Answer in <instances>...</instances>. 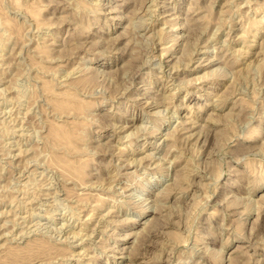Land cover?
<instances>
[{"label":"rangeland","instance_id":"374dc122","mask_svg":"<svg viewBox=\"0 0 264 264\" xmlns=\"http://www.w3.org/2000/svg\"><path fill=\"white\" fill-rule=\"evenodd\" d=\"M252 1L0 0V248L48 239L24 264H264V0ZM46 79L90 108L61 117ZM48 117L82 120L83 148L51 143Z\"/></svg>","mask_w":264,"mask_h":264},{"label":"bare ground","instance_id":"6f19581e","mask_svg":"<svg viewBox=\"0 0 264 264\" xmlns=\"http://www.w3.org/2000/svg\"><path fill=\"white\" fill-rule=\"evenodd\" d=\"M147 1V0H146ZM252 1V0H251ZM77 3H78V1H76ZM89 2V1H88ZM248 2V1H247ZM252 2H254V1H252ZM81 3V2H80ZM151 3V2H150ZM85 6V5H84ZM83 6V7H84ZM90 6H92V5H90ZM112 6V5H111ZM224 6V5H223ZM82 7V6H81ZM88 7V6H87ZM87 7H85L86 9H88ZM95 7V6H94ZM155 7V6H154ZM154 7H152V9L154 8ZM90 8V7H89ZM109 8H111V7H109ZM148 8V7H147ZM146 8V9H147ZM191 8H193V7H191ZM190 8V9H191ZM42 9V8H41ZM79 9V8H78ZM81 9V8H80ZM83 9V8H82ZM115 9V8H114ZM149 9V8H148ZM155 9V8H154ZM189 9V8H188ZM226 9V8H225ZM111 10V9H110ZM113 10V9H112ZM138 10H140V9H138ZM115 11V10H114ZM121 11V10H120ZM145 11V10H144ZM1 12V11H0ZM196 12V11H195ZM226 12V11H225ZM227 12H229V11H227ZM118 13V12H117ZM221 13V12H220ZM108 14V13H107ZM153 14V13H152ZM1 15V14H0ZM150 15V14H149ZM113 16H115V15H113ZM188 16V15H187ZM36 17V16H35ZM170 17V16H169ZM45 18V17H44ZM47 19H49L48 17H46ZM114 18V17H113ZM135 18V17H134ZM188 18V17H187ZM34 19V18H33ZM36 19V18H35ZM181 19V18H180ZM193 19V18H192ZM213 19V18H212ZM218 19V18H217ZM139 20V19H138ZM169 20V19H168ZM221 20V19H220ZM223 20V19H222ZM98 21V20H97ZM148 21V20H147ZM153 21V20H152ZM188 21H189V19H188ZM191 21V20H190ZM214 21V20H213ZM37 23H39L38 22V19H37V21H36ZM186 22V21H185ZM184 22V23H185ZM206 22H208V20L206 21ZM79 23V22H78ZM82 23V22H81ZM132 23V22H131ZM146 23V22H145ZM167 23V22H166ZM187 23V22H186ZM191 23H193V22H191ZM44 24V23H43ZM46 24H49L48 22H46ZM51 24V23H50ZM134 24V23H133ZM164 24V23H163ZM38 25V24H37ZM45 25V24H44ZM175 25V24H174ZM178 25V24H177ZM188 25V24H187ZM190 25V24H189ZM203 25V24H202ZM205 25H206V23H205ZM204 25V26H205ZM40 26V25H39ZM79 26V25H78ZM81 26V25H80ZM142 26V25H141ZM163 26V25H162ZM203 26V28H205ZM135 27V26H134ZM161 27V26H160ZM165 27V26H164ZM169 27V26H168ZM175 27V26H174ZM182 27V26H181ZM189 27V26H188ZM196 27V26H195ZM199 27V26H198ZM161 28H163V27H161ZM170 28H171V26H170ZM185 28H186V26H185ZM190 28V27H189ZM188 28V29H189ZM19 29V28H18ZM197 29V28H196ZM154 30V29H153ZM165 30V29H164ZM19 31V30H18ZM156 31H158V30H156ZM19 33V32H18ZM150 33H152V32H150ZM159 33H161V32H159ZM183 33V32H182ZM246 34H247V32H245ZM256 33V32H255ZM254 33V34H255ZM51 34V33H50ZM157 34V33H156ZM174 34V33H173ZM178 34V33H177ZM244 34V33H243ZM21 34L19 33V36H20ZM153 35V34H152ZM159 35V34H158ZM179 35V34H178ZM147 36V35H146ZM191 36V35H190ZM189 36V37H190ZM18 37V36H17ZM160 37V36H159ZM216 37V36H215ZM244 37V36H243ZM246 37H247V35H246ZM20 38V37H19ZM101 38V37H100ZM146 38V37H145ZM161 38V37H160ZM176 38V37H175ZM227 38V37H226ZM77 39V38H76ZM148 39V38H147ZM147 39H144V40H147ZM149 40V39H148ZM160 40V39H159ZM173 40V39H172ZM209 40V39H208ZM45 42H46V40H45ZM180 42V41H179ZM185 42V41H184ZM206 42H209V41H206ZM58 43V42H57ZM72 43V42H71ZM38 44V43H37ZM37 44H36V46H37ZM169 44V43H168ZM185 44V43H184ZM170 45V44H169ZM231 45V44H230ZM41 46H42V44H41ZM44 46V45H43ZM37 47L39 50H37V51H39L40 53H42V54H45V55H48L49 56V54H50V51H51V49H53V46H52V48H50V46H46V47ZM64 46V45H63ZM66 46V45H65ZM214 46V45H213ZM62 47V46H61ZM204 47V46H203ZM215 47V46H214ZM214 47H213V49H214ZM228 47V46H227ZM60 48V47H59ZM250 48V47H249ZM35 49V48H34ZM61 49V48H60ZM135 49H137V48H134V50ZM191 49V48H190ZM190 49H188L187 48V50H189L190 51ZM22 50V49H21ZM183 50H184V48H183ZM199 50V49H198ZM36 51V50H35ZM34 51V52H35ZM36 51V52H37ZM133 51V50H132ZM154 51V50H153ZM192 51V50H191ZM254 51V50H253ZM259 51V50H258ZM35 52V53H36ZM52 52H53V50H52ZM161 52V51H160ZM187 52V51H186ZM185 52V53H186ZM193 53H194V51H193ZM218 53V52H217ZM37 54V53H36ZM52 54V53H51ZM51 54H50V56H51ZM154 54V53H153ZM157 54V53H156ZM181 54V53H180ZM190 54H191V52H190ZM258 54H259V52H258ZM30 55V54H29ZM33 55V54H32ZM41 55V54H40ZM193 55V54H192ZM172 56V55H171ZM184 56V55H183ZM186 57H187V55H185ZM184 56V57H185ZM263 56V55H262ZM32 57V56H31ZM53 57V56H52ZM164 57V56H163ZM191 57V56H190ZM259 57V56H258ZM61 58V57H60ZM169 58V57H168ZM62 59V58H61ZM173 59V58H172ZM42 60H44V59H42ZM51 60V59H50ZM165 60V59H164ZM196 60V59H195ZM176 61H177V59H176ZM180 61V60H179ZM252 61V60H251ZM190 62V61H189ZM177 63H178V61H177ZM224 63V62H223ZM232 63V62H231ZM164 64V63H163ZM176 64V63H175ZM175 64H172V67H175L174 65ZM233 64V63H232ZM156 65V64H155ZM60 66V65H59ZM164 66V65H163ZM82 67V66H81ZM84 67V66H83ZM171 67V68H172ZM56 68H58V67H56ZM94 68V67H93ZM51 69H52V67H51ZM55 69V68H54ZM60 69V68H59ZM77 69V68H76ZM75 69V70H76ZM161 69V68H160ZM215 69H217V68H215ZM42 70V69H41ZM58 70V69H57ZM61 70V69H60ZM88 70V69H87ZM172 70V69H171ZM45 71V70H44ZM72 71V70H71ZM83 71V70H82ZM96 71H98V70H96ZM103 71V70H102ZM165 71V70H164ZM88 72V71H87ZM105 72H106V70H105ZM89 73V72H88ZM92 73V72H91ZM85 75H88V74H85ZM93 75V74H92ZM66 76H68V75H66ZM69 77V76H68ZM88 77V76H87ZM65 78H67V77H65ZM79 78H81V77H79ZM78 78V80L76 81L75 79V83L76 82H78V83H82V82H85L86 81V79H88V78H81V79H79ZM38 79V78H37ZM90 79V78H89ZM88 79V80H89ZM47 80V79H46ZM53 80V79H52ZM51 80V81H52ZM73 80V79H72ZM87 80V81H88ZM91 80V79H90ZM89 80V81H90ZM94 80V79H93ZM71 81V80H70ZM86 81V84H88V82ZM47 82H48V80H47ZM44 82L45 84H43V81H42V85L44 86V88L45 87H47L48 88V90L47 91H53V92H51L50 94L52 95V97L54 98V99H52L51 100V104H53V107H54V109L56 110V112H58L59 113V115L61 114V115H63V116H65V117H67V116H70V115H67V114H70L71 112H73V111H76L77 112V114H79L80 113V115H77V118L78 119H80L81 117H78V116H82L84 113H85V111L86 110H88L89 108L87 107V105L88 106H90L89 104H87V102L86 101H84V100H82V99H79L78 97H75V95H73L72 93H70L68 90V92H60V91H58V92H56V90L54 91V90H51L52 88H53V86L52 87H50V84L49 83H51V82ZM67 82V81H66ZM73 82V81H72ZM143 82V81H142ZM47 83V84H46ZM62 83H64V82H62ZM68 83V82H67ZM70 84H72L71 82H70ZM85 84V85H86ZM46 85V86H45ZM74 85H76V84H74ZM39 86V85H38ZM78 86V85H77ZM82 87L84 86V85H81ZM54 87H56V86H54ZM47 88H45V89H47ZM51 88V89H50ZM84 88V87H83ZM54 89V88H53ZM39 90V89H38ZM43 91H46V90H43ZM147 92V91H146ZM45 93H47V92H45ZM44 93V94H45ZM48 94V93H47ZM123 94V93H122ZM50 95V96H51ZM199 95V94H198ZM120 96V95H119ZM142 97H143V95H142ZM151 97H153V96H151ZM156 97V96H155ZM154 97V98H155ZM48 98V97H47ZM158 98V97H157ZM49 99V98H48ZM128 99V98H127ZM133 99V98H132ZM205 99V98H204ZM135 100V99H134ZM46 101H48V100H46ZM87 101H89V103H90V100H87ZM146 101V100H145ZM158 101V100H157ZM155 103V102H154ZM222 103V102H221ZM147 104V103H146ZM94 105V104H93ZM150 105V104H149ZM159 105V104H158ZM197 106V105H196ZM206 106V105H205ZM92 108V107H91ZM165 108V107H164ZM218 108V107H217ZM50 109V108H49ZM93 109V108H92ZM163 109V108H162ZM169 109V108H168ZM203 109V108H202ZM167 110V109H166ZM192 110V109H191ZM52 111H54L53 109H52ZM92 111V110H91ZM160 111V110H159ZM49 112V111H48ZM76 112H73V113H76ZM84 112V113H83ZM166 112V111H165ZM53 113V112H52ZM81 113H83V114H81ZM87 113V116L86 115H84V118H86V117H88L89 115H88V112H86ZM93 113V112H92ZM158 113V112H157ZM160 113V112H159ZM178 113V112H177ZM214 113V112H213ZM226 113H229V112H226ZM155 114V113H154ZM163 114V113H162ZM230 114V113H229ZM55 115V114H54ZM56 115H57V113H56ZM59 115H57V116H59ZM60 115V116H61ZM166 115V114H165ZM212 115V114H211ZM210 115V116H211ZM217 115V114H216ZM63 116H61V117H63ZM74 116V115H73ZM86 116V117H85ZM91 116V115H90ZM151 116V115H150ZM214 116V114L212 115V117ZM226 116V115H225ZM55 117V116H54ZM215 117H217V116H215ZM49 118V117H48ZM77 118H76V121L75 120H72V118H71V120H68L67 118V121H64L63 123L62 122H55L54 120H52L51 118H49L48 119V121L51 119L52 121H50L49 122V127H50V130L48 129V131H49V141H50V138H51V140H53V141H50L51 143H54V145L56 146L57 145V148H59L58 146H63V147H65L66 149H70V150H72V151H70V152H73V150H76V151H78L77 149H79V151H80V149H82L81 147L79 148H77V141L78 140H80L81 139V136H80V134H78L77 132V130H79L80 131V129L82 128V126L80 127V129H77V127L82 123V120L80 121H78L77 120ZM84 118H83V121H85L84 120ZM91 118V117H90ZM129 118V117H128ZM219 117H217V119H218ZM56 119V118H55ZM93 119V118H92ZM191 119V118H190ZM213 119H214V117H213ZM212 119V120H213ZM216 119V120H217ZM88 121L90 120V119H87ZM188 120V119H187ZM193 120V119H192ZM191 120V121H192ZM210 120V119H209ZM197 121V120H196ZM181 122V121H180ZM187 122V121H186ZM219 122V121H218ZM214 123V122H213ZM85 124L86 123H83V126H85ZM194 124V123H193ZM198 124V123H197ZM208 124V123H207ZM210 124V123H209ZM87 125V124H86ZM117 125V124H116ZM121 125H122V123H121ZM127 125V124H126ZM130 125V124H129ZM180 125V124H179ZM128 126V125H127ZM134 126V125H133ZM136 126V125H135ZM138 126V125H137ZM141 126V125H140ZM192 126V125H191ZM190 126V127H191ZM146 127V126H145ZM155 127V126H154ZM79 128V127H78ZM85 128H86V126H85ZM118 128V127H117ZM135 128V127H134ZM83 129V128H82ZM87 129V128H86ZM115 129V128H114ZM153 129V128H152ZM184 129V128H183ZM136 130V129H135ZM140 130V129H139ZM47 131V132H48ZM87 131V130H86ZM132 132H133V130H132ZM140 132V131H139ZM138 132V133H139ZM152 132H153V130H152ZM183 132V131H182ZM80 133V132H79ZM84 133H85V130H84ZM83 133V134H84ZM87 133V132H86ZM170 133H172L171 131H170ZM192 133H194V132H192ZM131 134V133H130ZM166 134V133H165ZM176 134V133H175ZM175 134H172V135H174L175 136ZM195 134V133H194ZM200 134H201V132H200ZM47 135H45V136H47ZM78 135H79V137H78ZM85 135V134H84ZM83 135V136H84ZM86 135H88V134H86ZM85 135V136H86ZM125 135V134H124ZM163 135V134H162ZM181 135V134H180ZM84 136V137H85ZM135 136V135H134ZM83 137V138H84ZM125 137V136H124ZM182 137V136H181ZM180 137V138H181ZM48 138V137H47ZM83 138H82V141H84L83 140ZM120 138V137H119ZM170 138V137H169ZM175 138H176V136H175ZM184 138V137H183ZM182 138V139H183ZM189 138V137H188ZM89 139V138H88ZM127 139V138H126ZM125 139V140H126ZM177 139V138H176ZM185 139V138H184ZM197 139V138H196ZM131 140V139H130ZM175 140V139H174ZM81 141V140H80ZM173 141V140H172ZM176 141V140H175ZM174 141V142H175ZM86 142H88V141H85V145L87 144ZM131 142V141H130ZM50 143V144H51ZM80 144V143H79ZM53 145V144H52ZM55 146H54V148H55ZM82 146V145H81ZM85 147V146H84ZM121 147V146H120ZM172 147V146H171ZM56 148V149H57ZM86 148V147H85ZM56 149H54V150H56ZM60 149V148H59ZM61 149H63V148H61ZM60 149V150H61ZM66 149H64V150H66ZM86 150V149H85ZM66 151H68V150H66ZM78 151V152H79ZM69 152V151H68ZM84 152V151H83ZM83 152H81L82 154H83ZM76 152H74V154H75ZM116 153V152H115ZM120 153V152H119ZM148 153V152H147ZM150 153V152H149ZM69 154V153H68ZM114 154V153H113ZM64 155H66L65 153H64ZM75 155H78V153H76ZM146 155V154H145ZM150 155V154H149ZM151 155H154V154H151ZM72 156V155H71ZM112 156V155H111ZM57 157V156H56ZM55 157V158H56ZM75 157V156H74ZM130 158V157H129ZM154 158H156V157H154ZM57 159V158H56ZM78 159V158H77ZM76 159V160H77ZM121 159V158H120ZM127 159V158H126ZM161 159V158H160ZM81 160V159H80ZM57 161H60L67 169L69 168V169H71V170H73L74 172H76V174H78V178H79V176L80 175H82L83 173H85V172H83L82 173V169L80 168V167H82V166H80V164L77 166L76 164H74L73 163V159H70V158H67L66 156L64 157V156H58V159H57ZM132 161V160H131ZM75 163H76V161H74ZM157 162H159L158 160H157ZM161 162V161H160ZM79 163V162H78ZM137 163H138V161H137ZM140 163V162H139ZM154 164V163H153ZM157 164V163H156ZM115 165V164H114ZM122 165V164H121ZM125 165V164H124ZM80 166V167H79ZM83 166H85L84 164H83ZM159 166V165H158ZM119 168V167H118ZM83 169L84 170H86L85 169V167H83ZM83 170V171H84ZM135 170V169H134ZM133 170V171H134ZM162 170V169H161ZM165 170V169H164ZM183 171H184V169H183ZM182 171V172H183ZM188 171V170H187ZM92 172V171H91ZM69 171H68V174L67 175H69ZM82 173V174H81ZM87 173V172H86ZM99 173V172H98ZM118 173V172H117ZM187 172L185 171V172H183V173H179V174H182V175H180L179 177L176 175V174H174V175H176V177H178L177 178V182L176 183H178L179 182V180H182V182H183V180L185 181L187 178H190L189 177V175L188 174H186ZM189 173V172H188ZM73 174H75V173H73ZM75 174V175H76ZM70 175H72V172H71V174ZM69 175V176H70ZM85 175H87V174H85ZM73 176V175H72ZM77 176V175H76ZM75 176V177H76ZM115 176V175H114ZM188 176V177H187ZM65 177V176H64ZM82 177V176H81ZM100 177V176H99ZM175 177V176H174ZM173 177V178H174ZM175 177V178H176ZM187 177V178H186ZM68 178V177H67ZM74 178V177H73ZM54 179V178H53ZM52 179V180H53ZM64 179V178H63ZM66 179V178H65ZM72 179V178H71ZM77 179V178H76ZM75 179V180H76ZM80 179V178H79ZM101 179H103V178H101ZM69 180V179H68ZM100 180V179H99ZM121 180V179H120ZM174 180V179H173ZM81 181V180H80ZM101 181V180H100ZM187 181V180H186ZM83 182V181H82ZM81 182V183H82ZM76 183H77V181H76ZM79 183V182H78ZM94 183V182H93ZM126 183V182H125ZM184 183V182H183ZM53 184V183H52ZM73 184V183H72ZM84 184V183H83ZM82 184V185H83ZM98 184V183H97ZM112 184V183H111ZM175 184V183H174ZM50 185V184H49ZM90 185V184H89ZM125 185V184H124ZM177 185V184H176ZM52 186V185H51ZM84 186V185H83ZM112 186V185H111ZM110 187V186H109ZM116 187H117V185H116ZM119 187V186H118ZM69 188V187H68ZM72 188V187H71ZM112 188V187H111ZM77 189V188H76ZM110 189V188H109ZM124 189V188H123ZM127 189V188H126ZM115 190V189H114ZM66 191V190H65ZM70 191H72V189H70ZM69 191V192H70ZM121 191V190H120ZM119 191V192H120ZM44 192H45V190H44ZM69 192H67V193H69ZM160 192V191H159ZM163 192V191H162ZM71 193V192H70ZM72 193H74L73 191H72ZM71 193V194H72ZM98 193V192H97ZM105 193V192H104ZM116 193H118V192H116ZM132 193V192H131ZM130 193V194H131ZM82 194V193H81ZM100 194V193H99ZM124 194V193H123ZM74 195V194H73ZM98 195V194H97ZM101 195V194H100ZM138 195V194H137ZM158 195V194H157ZM69 196V195H68ZM132 196V195H131ZM160 196V195H159ZM55 197V196H54ZM70 197V196H69ZM77 197H78V195H77ZM85 197V196H84ZM89 197V196H88ZM111 197V196H110ZM240 197V196H239ZM72 198V197H71ZM70 198V199H71ZM109 198V197H108ZM84 200H88V198H83ZM82 199V200H83ZM180 199V198H179ZM78 200V199H77ZM81 201V200H80ZM130 201V200H129ZM132 201V200H131ZM156 201V200H155ZM235 201V200H234ZM84 202V201H83ZM86 202V201H85ZM136 202H138V201H136ZM140 202V201H139ZM157 202V201H156ZM233 202V201H232ZM103 203V202H102ZM154 203V202H153ZM80 204V203H79ZM128 204V203H127ZM159 204V203H158ZM124 205V204H123ZM129 205V204H128ZM135 205V204H134ZM145 205V204H144ZM157 205V204H156ZM155 205V206H156ZM162 205H164V204H162ZM96 206V205H95ZM161 206V205H160ZM167 206V205H166ZM133 207V206H132ZM151 207V206H150ZM164 207V206H163ZM158 208H160V207H158ZM112 209V208H111ZM115 209V208H114ZM144 209V208H143ZM154 209V208H153ZM155 209H157V206H156V208ZM146 210V209H145ZM160 210H161V208H160ZM155 211V210H154ZM162 212V210L160 211V213ZM167 212V211H166ZM156 213V212H155ZM48 214V213H47ZM160 215V214H159ZM159 215H157V216H159ZM44 216V215H43ZM150 216V215H149ZM155 214H153V216L151 215L150 217H149V219H150V222L148 221L149 219H145V221H142L141 223H142V225H143V228L144 229H148V228H150L151 227V229H152V227H155V226H157V225H159V218H160V216L159 217H157V216H155ZM92 217V216H91ZM162 217V216H161ZM164 217V216H163ZM92 219V218H91ZM161 219V218H160ZM149 222V223H148ZM161 222V221H160ZM149 224L148 226L147 225H145V224ZM142 225H141V227H142ZM162 225V224H161ZM39 226V225H38ZM82 227V226H81ZM81 227H79V228H81ZM86 227V226H85ZM27 228V227H26ZM39 228V227H38ZM107 229V228H106ZM144 229H142V230H140L139 231V233H141L142 234V231H144ZM72 231H74V230H72ZM135 231H137V230H135ZM148 231H151V230H148ZM21 232V231H20ZM76 232V231H75ZM133 232V231H132ZM145 233L147 232L146 230L144 231ZM143 232V236H142V238L145 236L144 233ZM74 233V232H73ZM148 233V232H147ZM42 234V233H41ZM76 234V233H75ZM127 234V233H126ZM138 234V233H137ZM136 234V235H137ZM140 234V235H141ZM24 235V234H23ZM29 235V234H28ZM77 235V234H76ZM135 235V234H134ZM135 235V236H136ZM46 236V235H45ZM127 236V235H126ZM139 236V235H138ZM73 237V236H72ZM140 237V236H139ZM138 237V238H139ZM37 238V237H36ZM35 238V239H36ZM137 238V239H138ZM13 239V238H12ZM39 239V238H38ZM37 239V240H38ZM42 239V238H41ZM44 239V238H43ZM47 239V238H46ZM21 240V239H20ZM37 240H34V241H36V242H29L30 244H28V245H26L25 247H18V245L16 246H14V245H11V246H7V245H4L3 247H1L0 248V251H2V252H4V256L5 257H9L10 258V260L11 261H8L10 264L11 263H13V264H24L23 262L24 261H26L27 263H31V262H35L36 260H40L39 258H38V256L39 255H41V254H44V252H49V250H50V248H53V246H51V245H49L48 243V239L46 240V241H44V240H40V241H37ZM139 240V239H138ZM26 241V240H25ZM134 242L135 241H133V244H134ZM137 242V241H136ZM26 244V243H25ZM51 244H52V242H51ZM55 244V243H54ZM53 244V245H54ZM58 245V244H57ZM56 244L54 245V246H57ZM66 245V244H65ZM126 245V244H125ZM60 247V246H59ZM64 247V246H63ZM66 247V246H65ZM238 247H240V246H238ZM242 247V246H241ZM61 248H62V246H61ZM61 248H59L60 250H61ZM56 248H54V251H57L58 252V249L57 250H55ZM63 249V248H62ZM69 249V248H68ZM114 249V248H113ZM115 249H117V248H115ZM114 249V250H115ZM204 249V248H203ZM240 249V248H239ZM60 250H59V252H60ZM63 250H65V249H63ZM244 250H246V249H244ZM52 251H53V249H51V254H52ZM86 251V250H85ZM88 251V250H87ZM86 251V252H87ZM117 251V250H116ZM205 251V250H204ZM254 251V250H253ZM1 252V253H2ZM61 252H62V250H61ZM60 252V253H61ZM65 252V251H64ZM71 252V251H70ZM81 252V251H80ZM130 252H132V251H130ZM248 252V251H247ZM246 252V253H247ZM39 253H41V254H39ZM67 253V252H66ZM46 254V253H45ZM50 253L48 254V255H51ZM57 254V253H56ZM125 254V253H124ZM243 254V253H242ZM244 254H245V252H244ZM243 254V255H244ZM47 255V254H46ZM53 255V254H52ZM59 255V254H58ZM65 255V254H64ZM63 255V256H64ZM70 255V254H69ZM116 255V254H115ZM130 255H132V254H130ZM239 255V254H238ZM44 256V255H43ZM42 256V257H43ZM67 256V255H66ZM234 256V255H233ZM237 256V255H236ZM235 256V257H236ZM0 257H3V256H0ZM48 257V256H47ZM53 257V256H52ZM65 257V256H64ZM88 257V256H87ZM235 257H234V259L233 260H235ZM241 257V256H240ZM54 258H56L55 256H54ZM95 258H97V257H95ZM233 258V257H232ZM238 258H239V256H238ZM83 259V258H82ZM237 259V258H236ZM47 260H48V258H47ZM46 260V261H47ZM242 260V259H241ZM23 261V262H22ZM49 261V260H48ZM51 261V260H50ZM130 261V260H129ZM237 261V260H236ZM21 262V263H20ZM25 262V263H26ZM33 262V263H34ZM82 262V261H81ZM4 263H6V262H0V264H4ZM32 263V264H33ZM37 263V262H36ZM232 262L230 261V264H231ZM235 263V262H234Z\"/></svg>","mask_w":264,"mask_h":264}]
</instances>
